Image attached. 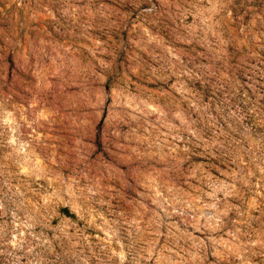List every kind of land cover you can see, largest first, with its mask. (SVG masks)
Here are the masks:
<instances>
[{
    "label": "rangeland",
    "instance_id": "obj_1",
    "mask_svg": "<svg viewBox=\"0 0 264 264\" xmlns=\"http://www.w3.org/2000/svg\"><path fill=\"white\" fill-rule=\"evenodd\" d=\"M0 264H264V0H0Z\"/></svg>",
    "mask_w": 264,
    "mask_h": 264
},
{
    "label": "trees",
    "instance_id": "obj_2",
    "mask_svg": "<svg viewBox=\"0 0 264 264\" xmlns=\"http://www.w3.org/2000/svg\"><path fill=\"white\" fill-rule=\"evenodd\" d=\"M67 215H70L71 213H69L68 209H65L64 211Z\"/></svg>",
    "mask_w": 264,
    "mask_h": 264
}]
</instances>
